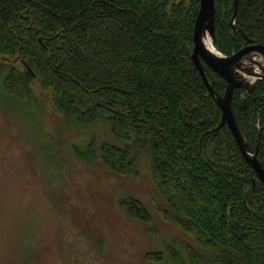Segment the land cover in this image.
Returning a JSON list of instances; mask_svg holds the SVG:
<instances>
[{"label": "trees", "instance_id": "16d2710c", "mask_svg": "<svg viewBox=\"0 0 264 264\" xmlns=\"http://www.w3.org/2000/svg\"><path fill=\"white\" fill-rule=\"evenodd\" d=\"M215 5L219 52L231 56L246 39L264 45V0H238V32L234 0ZM199 8V0H0L3 89L27 102L45 94L67 127L105 123L114 141L93 136L86 150L73 146L78 159L134 179L146 166L159 215L187 236L146 260L264 264V185L229 128L212 132L221 110L192 61ZM210 83L224 92L219 75ZM233 108L264 169V94L245 108L236 94ZM120 206L152 222L138 198Z\"/></svg>", "mask_w": 264, "mask_h": 264}, {"label": "rangeland", "instance_id": "374dc122", "mask_svg": "<svg viewBox=\"0 0 264 264\" xmlns=\"http://www.w3.org/2000/svg\"><path fill=\"white\" fill-rule=\"evenodd\" d=\"M5 75L0 66V264H174L145 259L187 238L159 215L146 166L134 179L78 159L73 146L114 141L107 125L67 127L45 94L31 102L7 94ZM126 197L146 205L150 224L126 214Z\"/></svg>", "mask_w": 264, "mask_h": 264}, {"label": "water", "instance_id": "95a60500", "mask_svg": "<svg viewBox=\"0 0 264 264\" xmlns=\"http://www.w3.org/2000/svg\"><path fill=\"white\" fill-rule=\"evenodd\" d=\"M199 1L200 8L195 20L193 32L194 46L192 61L202 77L208 92L221 110L220 123L212 132H219L225 126L229 128L248 167L252 169L256 178L264 185V169L258 160V149L253 151L245 139L243 130L233 108V95L235 89H242L251 94L255 87L254 83H248L246 79L242 77L241 73H239L238 70L241 69L239 62L249 54V51H254L257 57H262L264 59V46L255 44L253 47L243 49L231 56H224L221 54L212 44H208V42L210 43V41L215 40L216 35V18L218 13L215 0ZM237 4L238 0H234V15L231 21L233 29L235 28ZM207 67L226 80L227 89L224 95H220L213 89L209 81L210 73ZM248 74L252 75V73ZM244 83H246L247 88L244 86ZM261 131H264V127L261 128Z\"/></svg>", "mask_w": 264, "mask_h": 264}, {"label": "flooded vegetation", "instance_id": "af4514ba", "mask_svg": "<svg viewBox=\"0 0 264 264\" xmlns=\"http://www.w3.org/2000/svg\"><path fill=\"white\" fill-rule=\"evenodd\" d=\"M233 30H234V32L240 31V29L238 27H236V25H235V28ZM246 40L247 41L241 43V48L237 52H239L243 49H248L250 47H253L255 44H259L256 42H252L249 39H246ZM215 43H216V35H215V40L210 41V43L208 42V44H212V46L217 50ZM261 45H263V44H261ZM237 52H235V53H237ZM224 56H226V55H224ZM239 64L241 66V69L238 71H239V73H241L242 77L245 78L248 83H250V84L254 83V85H255L251 94H249L246 91H243L242 89H235V91H234L233 100H234L235 95L237 94V96L240 98V103L245 108L248 99H252L253 101H255V96H258L259 94H264V59L262 57H257V54L254 51H249V54L246 55L243 59H241ZM207 69H208V72L210 73L209 81H210V78L212 77V73L218 75L217 73L213 72L209 67H207ZM248 73H250V74L252 73V75H249ZM224 81L226 83V80H224ZM244 86L247 88L246 83H244ZM226 89H227V83H226L224 92L220 95H224ZM258 126L260 128V132H264V131H261V128L264 127V124L263 125L258 124ZM253 151H255V150H253Z\"/></svg>", "mask_w": 264, "mask_h": 264}]
</instances>
